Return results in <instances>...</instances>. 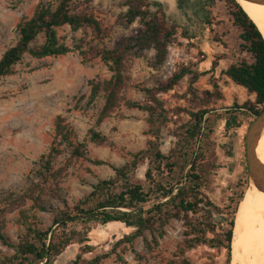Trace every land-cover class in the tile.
Returning <instances> with one entry per match:
<instances>
[{
  "label": "trees",
  "instance_id": "obj_1",
  "mask_svg": "<svg viewBox=\"0 0 264 264\" xmlns=\"http://www.w3.org/2000/svg\"><path fill=\"white\" fill-rule=\"evenodd\" d=\"M222 1L234 26L240 30L241 40V56L228 64L223 74L236 85L244 87L249 94H254L255 101L241 105L234 103L223 109L210 108L208 106L211 103L224 97L218 83L213 82V90L203 91L202 96L194 93L192 102L198 107L196 111L181 107L175 110L177 114L187 113L190 119L171 130L169 124L172 118L165 108V102L158 95L173 89L188 74L192 75L193 85L208 71L201 72L183 66L167 82L152 88L143 87V102L125 95L129 54L153 49L159 64L168 57V46L175 40L180 26L168 22L164 3L129 0L127 12L121 18L128 25L137 21L141 27L137 35L126 37L112 48L90 45L88 49H83L79 44L72 48L61 42L58 36V29L69 26L73 31L90 28L99 41L106 38L110 32L96 15L94 0L39 2L31 16H23L19 20L16 42L0 57V78L13 74L15 66L26 55L42 59L77 50L83 62L100 58L110 77H95L88 81L89 103L99 98L103 100L96 126L88 131L89 141L96 145L112 146L109 137L98 128L123 107L139 109L148 114L147 134L152 138L148 140L146 148L129 153L130 158L123 165L116 166L106 160L90 157L86 142L78 139L75 128L66 117L57 115L52 123L51 143L28 178L27 187L0 194V243L14 251L11 255L0 257V264H54L65 249L74 243H79L81 247L72 264H101L104 258L117 253L120 247L122 251L131 248L136 257L143 259L145 255L134 250L136 240L142 238L146 250L153 252L159 246V240L166 236V227L172 220L183 221L185 238L177 247L179 259L171 264H196L185 255L187 251L201 245L225 249V264H230L235 216L244 191L238 193L236 198L229 197L226 213L209 198V166H214L210 162L212 136L219 122L224 121L226 127L230 128L237 125L241 114L251 113L255 117L264 109V39L236 0ZM151 6L157 10L152 11ZM182 33L184 37H189L186 31ZM40 39L42 42H39ZM222 58L225 56L219 55L212 61L210 71L219 66ZM166 131L175 138L168 152L161 149V138ZM65 153L69 156L62 163L59 158ZM80 160L96 166L108 165L114 175L98 178L90 193L69 204L61 184L68 169ZM143 165H146V170L144 176L140 177L138 171ZM29 201L31 204L23 208ZM17 209V221L24 227L25 233L15 243L6 231V217ZM213 211L227 215V226L215 222ZM39 212L54 214L51 227L40 228ZM114 222L122 223L132 228V231L115 242L110 251L86 259L85 254L95 249L89 243L92 224ZM147 235H150V239ZM117 256L126 263L120 253Z\"/></svg>",
  "mask_w": 264,
  "mask_h": 264
},
{
  "label": "rangeland",
  "instance_id": "obj_2",
  "mask_svg": "<svg viewBox=\"0 0 264 264\" xmlns=\"http://www.w3.org/2000/svg\"><path fill=\"white\" fill-rule=\"evenodd\" d=\"M153 1L173 8L169 16L166 15L167 20L169 23L179 24L180 27L177 28L175 40L168 46L169 53L164 63L156 62L153 49L137 50L128 55V84L125 91L127 98L143 102V87L152 88L167 82L184 66L208 73L201 75L193 85L192 75L188 74L173 89L158 95L165 102V108L172 118L170 130L190 119L187 113L177 114L175 110L181 107L196 111L198 107L192 102L194 93L202 96L203 91L213 90V82L218 83L224 97L211 103L208 106L210 108L223 109L234 103L241 105L255 101L254 94H249L244 87L236 85L223 74L228 64L241 56V40L240 30L234 26L222 0ZM39 2L53 3L54 0H0V57L16 42V25L19 20L23 16H31ZM128 2L129 0H94L96 15L110 32L102 41L94 36L90 28L83 27L73 31L69 26L58 29L60 41L72 48L77 44L83 49H88L90 45L112 48L126 37L137 35L141 25L137 21L128 25L121 18L127 12ZM151 10L156 11L157 8L151 6ZM183 30L188 33V38L183 36ZM219 55H224L225 58L219 60V66L215 70L210 71L212 61ZM95 77L109 78L110 73L100 58L83 62L76 50L66 55L42 59L26 55L15 66L13 74L0 78V194L27 187L28 178L51 143L52 123L57 115L67 118L75 128L78 139L86 142L92 158L120 166L130 158L129 153L146 148L148 140L152 138L147 134L148 114L127 107L107 118L98 128L109 137L112 146L96 145L89 141L88 131L96 126L103 105L102 98L89 103L88 81ZM253 118L251 113L241 114L237 125L230 128L221 121L212 136L210 162L214 166H209L207 194L225 213L228 212L229 197L236 198L241 191L245 193L248 186L245 136ZM174 141L175 138L166 131L161 138V149L168 152ZM68 156L65 153L59 160L64 163ZM145 170L146 165L139 169L140 177L144 176ZM113 175L114 171L108 165L96 166L80 160L68 169L61 186L68 203L74 204L92 191V185L98 178L105 179ZM30 204V201L27 202L23 208ZM225 213L212 212L218 225L227 226ZM18 216L19 209L8 213L6 217V231L15 243L25 233L24 227L17 221ZM53 218V213L39 212L40 228L51 227ZM166 230V236L159 240V246L153 252L146 250L142 238L136 240L134 250L144 254L145 258L136 257L129 247L125 251L120 247L117 253L121 254L126 263L119 260L117 253H112L101 264H171L179 259L176 251L185 238V227L183 221L172 220ZM131 231L132 228L117 222L92 224L89 243L95 249L84 257L89 259L110 251L115 242ZM147 236L150 239V235ZM80 247L79 243L70 245L54 264H72L80 253ZM13 253V249L0 243V257ZM185 256L196 264H225L226 250L201 245L187 251ZM232 260L230 264H236L234 254Z\"/></svg>",
  "mask_w": 264,
  "mask_h": 264
},
{
  "label": "bare ground",
  "instance_id": "obj_3",
  "mask_svg": "<svg viewBox=\"0 0 264 264\" xmlns=\"http://www.w3.org/2000/svg\"><path fill=\"white\" fill-rule=\"evenodd\" d=\"M239 4L264 35V5L243 0ZM256 152L264 163V134ZM231 246L236 264H264V192L253 185L248 184L237 210Z\"/></svg>",
  "mask_w": 264,
  "mask_h": 264
},
{
  "label": "water",
  "instance_id": "obj_4",
  "mask_svg": "<svg viewBox=\"0 0 264 264\" xmlns=\"http://www.w3.org/2000/svg\"><path fill=\"white\" fill-rule=\"evenodd\" d=\"M243 1L264 5V0H243ZM236 2L239 3V0H236ZM259 31L261 32L260 29ZM262 37L264 39L263 34ZM263 134H264V109L259 115L254 117V120L251 122L245 136V154H246V160H247L248 172H249L248 184L253 185L260 191L264 192V163L260 160L256 152L258 142Z\"/></svg>",
  "mask_w": 264,
  "mask_h": 264
},
{
  "label": "flooded vegetation",
  "instance_id": "obj_5",
  "mask_svg": "<svg viewBox=\"0 0 264 264\" xmlns=\"http://www.w3.org/2000/svg\"><path fill=\"white\" fill-rule=\"evenodd\" d=\"M166 7V14L169 16V14L171 13V10H174L171 7H168V5H164Z\"/></svg>",
  "mask_w": 264,
  "mask_h": 264
}]
</instances>
